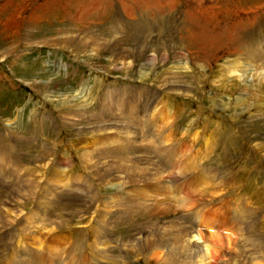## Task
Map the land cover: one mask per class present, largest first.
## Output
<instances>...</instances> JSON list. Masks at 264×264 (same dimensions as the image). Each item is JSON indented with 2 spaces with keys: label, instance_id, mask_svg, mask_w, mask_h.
I'll use <instances>...</instances> for the list:
<instances>
[{
  "label": "rangeland",
  "instance_id": "1",
  "mask_svg": "<svg viewBox=\"0 0 264 264\" xmlns=\"http://www.w3.org/2000/svg\"><path fill=\"white\" fill-rule=\"evenodd\" d=\"M239 1L241 0H0V130L10 132L0 131V137L7 138L13 145L12 152L15 153L11 156L20 149L24 154L25 164L29 161L30 165L31 159L41 154L44 147L50 149L58 144L56 157L60 155L59 159L69 158L76 174L80 166V147L83 144L80 145L77 135L78 126L66 124L65 116L82 112L79 114L82 119L89 116L92 121L99 122L101 118L108 120L114 110L123 121H132V125L137 130L140 128L147 138V124L149 121L153 124L156 122L150 119L149 113L142 110L139 126L134 118L126 116L120 110L119 103H115L113 108L107 104L131 99H138L139 102L144 98L157 99L155 94L140 98L143 97V91L144 94L145 91H156L161 99V103L157 100L159 110L166 107L162 106L165 104L163 99H168L167 110L174 112V128L171 130L176 133L174 132L173 144L175 141L181 144L180 139L183 138V141L189 137V142L184 143L189 146L198 133L199 149L189 151L203 159L206 168L217 170V177L214 178L212 169H209L208 173L212 175H208L204 184L203 181L192 185L184 183L192 178L196 179L202 173L192 162L184 160L185 153L187 155L188 152L182 147V154L175 160L181 162V171L177 174L180 181L177 190L182 191L188 185L191 188L188 194L196 197L202 193L208 197L211 194L209 192L216 191L218 194L206 200L212 206L225 205V217H233V211H237L235 206L240 207L239 210L244 206L249 211L254 208L252 215L255 218L261 212L264 221V146L258 147L264 143V86L254 79L256 73L262 74L260 78H263L264 71H253L256 70L253 66L261 67L256 63L259 55L262 57L259 62L264 61V29L258 32L262 33L260 39L263 40L259 48L255 43L257 39L252 38L257 36L256 33L250 35L248 43L231 50L226 49L229 45L224 46L223 42L218 41L217 36L220 34L215 37V43L222 48L216 49H210L215 38L211 45L202 42L201 50H196L194 46L188 48L182 39L186 33H191V18L190 14L187 15L185 2H193L194 10L198 12L205 6L218 10L213 13L212 9L205 8L207 19L196 16L192 20L199 27L196 32L205 29L215 35L223 33L226 36L233 32L232 24L239 19L232 13L227 15L226 10H233L235 2ZM244 2L239 6L244 11L256 4L264 6V0ZM125 3L134 5L141 13L125 11ZM161 3L164 5L160 6ZM261 11L257 13L262 14ZM260 24H264L263 17L260 18ZM256 29L257 27L254 30ZM242 35H245V31H242ZM194 44L193 42L192 45ZM184 50L189 53L191 61L185 54L182 55ZM133 51V57L126 58L123 54L125 52L128 55ZM154 51H158L157 57L154 56ZM149 55L154 58V62ZM233 63L243 67L242 72L252 70L241 77L242 72L230 68ZM180 78L192 84V80H195L196 97H179L174 92L171 94L167 91L166 84L179 81ZM123 87H130L127 91L130 92L129 95L118 96ZM185 88L189 89V85ZM103 104L106 105L102 107ZM222 104L225 109H219ZM93 113L95 117H90ZM142 113L146 114V118ZM159 115L153 118L160 120ZM78 119L74 117V120ZM246 121L252 122V126L248 127ZM170 123L171 121L168 126ZM154 125L163 129L160 123V126ZM244 130L249 132L250 139L245 138ZM224 134L227 140L222 138ZM14 137L18 144L14 143ZM113 137L115 136L105 135L107 139ZM86 141L88 147L93 145V139ZM125 142L132 144L129 139ZM4 147V143H0V148ZM5 165L10 172L16 171V167L13 169L14 166L10 163ZM185 167L189 171L198 172L194 176H186ZM50 168L48 176L53 173L52 167ZM25 172L19 175L20 179L24 178ZM66 172L63 176L69 179V171ZM193 185L195 191L192 190ZM106 192L105 196L112 194ZM169 193L176 196L171 190ZM185 196L183 194L178 200L183 201ZM212 198L217 199L213 201ZM178 206L177 204L176 215L188 213ZM198 209L201 207L193 210ZM257 210L259 211L256 212ZM159 213L155 210L153 215L160 218L164 216ZM243 226L246 232L244 239L249 238L251 244L254 240L259 242L257 237H250V233L255 230L263 234L264 222L256 220L249 225L244 223ZM69 234L72 238L75 237L74 241L77 243L80 233L75 236ZM35 247L38 248L37 244ZM127 264L143 263L129 261Z\"/></svg>",
  "mask_w": 264,
  "mask_h": 264
},
{
  "label": "bare ground",
  "instance_id": "2",
  "mask_svg": "<svg viewBox=\"0 0 264 264\" xmlns=\"http://www.w3.org/2000/svg\"><path fill=\"white\" fill-rule=\"evenodd\" d=\"M241 1L235 2L236 6L233 10H226L227 15L232 13L239 18L233 22V26L231 25L233 32L226 36L223 33L215 35L205 29L196 32L199 27L192 20L196 19V16L207 19L205 8L210 9V6L206 4L209 7L205 6L201 12H198L194 10L193 2H185L188 8L187 15L190 14L191 18L189 19L191 33H186L182 38L187 47L194 46L196 50L197 48L201 50L202 42L211 45L212 39L220 34L217 36L218 41L223 42L224 46L229 45L230 47L226 49L231 50L248 43L250 35L256 33L257 36L252 38L257 39L255 43L259 48L263 41L260 39L262 33L258 32L264 29V24H260V18L264 19V6L259 7L256 4L244 11L239 9V6L245 3V0ZM163 5L161 3L160 6ZM174 5L177 6L176 3ZM211 9L213 13L218 11L212 7ZM137 10L134 5L125 3V11H134L137 14L140 12ZM259 10H262V14L257 13ZM256 27L257 29L254 30ZM242 31H245V35H242ZM245 37L246 39H241ZM215 41L216 38L210 49L222 48ZM134 52L128 55L123 52V54L129 58L135 56ZM157 53L158 51H154L155 57L158 56ZM183 54L191 61L187 51L184 50ZM116 57L120 59L118 55ZM151 59L154 62L152 56ZM260 59L262 60V57L259 55L256 63L261 67L253 66L256 68L253 70L255 73L264 71V61L259 62ZM232 65L231 69L242 72L243 67L238 63ZM248 70H244L241 77H245ZM261 75L254 74V79L263 87L264 77L260 78ZM178 80L166 84L165 88L169 93L174 92L173 94L179 97H196L195 80H192L194 84L183 78ZM186 85H189V89L185 88ZM129 88L123 90L120 88L118 96L129 95L130 92H127ZM145 92L146 94L143 91V97L140 98L155 94L157 99L144 98L140 102L138 99H131L107 105L113 108L115 103H119L121 108L119 109L126 116L134 118L139 126L141 122L139 115L142 110L149 113L150 119L156 121L154 124L160 123L163 129H159L149 121L146 126L149 128L147 138L140 128L137 130L132 125V121L124 120V122L114 110L108 120L101 118L99 122L92 121L89 116L82 119L79 115L82 112L65 116L66 124L69 123L72 127L78 126L77 135L80 145L83 144L80 147V166L76 174L69 158L59 159L60 155L59 158L56 157L58 144L50 149L44 147L40 151L41 154L31 159L29 165V161L25 164L24 154L20 149L11 156L15 153L12 152L13 145L7 138L6 140L3 136L0 137V143L5 145L4 148H0V264H19L18 258H32L34 255L50 256L52 264H61L59 262L61 258H64L65 263L71 264H127L129 261L143 264H264V233L260 234L253 230L250 237L253 236L254 239L257 237L259 241L254 240L253 244L249 238L244 239L246 235L244 223L249 225L256 220L259 223L264 222L259 210L256 212L260 215L255 218L252 215L254 208L249 211L247 207L242 206V210H239L240 207L235 206L237 211H233L234 214H231L233 217L229 218L224 214L225 205L212 206L209 204L210 201L206 200L218 194L216 191L209 192L211 194L208 197L203 193L196 197L188 194L190 188L188 185L182 191L179 190L181 194L177 190L180 183L177 174L181 171V162L175 160L182 154V147L188 152L187 155L185 153L184 160L192 162L202 173L196 179L192 178L184 183L193 184L203 181L204 184L208 175H212L208 173L209 169H212L214 178L217 177V170L206 168L203 159L189 151L192 149L195 152L198 148L200 143L198 133L194 135V141L191 140L189 146L184 144L189 142V137H187L188 141L187 138L182 141V138L181 144L177 141L173 144L176 133L172 131L175 116L173 110H167L169 100L163 99L165 104L162 106L166 107L159 110L158 95ZM105 105L103 104L102 107ZM219 109H225V105H219ZM159 113H162L161 116ZM157 115L160 116V120L153 118ZM142 116L145 117L146 114L142 113ZM74 117L79 119L74 120ZM90 117H95V114ZM250 121H246L248 127L252 126ZM63 126L65 127L64 124ZM244 133L246 139L251 138L248 131ZM105 135L115 137L107 139ZM90 139H93V145L88 147L86 140ZM128 139L133 146L125 142ZM15 141L14 143L18 144L17 138ZM263 146L264 143L258 145L261 148ZM178 147L182 149H176ZM52 149H54L53 154ZM7 163L14 166L13 169L16 167V171L10 172L5 165ZM50 167L53 170L49 175L51 177L47 175ZM23 171H26V174L20 179L19 175ZM66 171H69V179L64 178ZM184 172L186 176H194L198 171H189L185 167ZM192 188L194 190V185ZM173 189L178 191L177 195L174 193L175 197L169 193ZM105 191L112 194L105 196ZM183 194L186 195L184 200H178ZM212 199L215 201L217 198ZM176 203L179 209L184 208L188 213L182 216L181 213L176 215ZM198 207L201 209L193 210ZM155 210L164 216L160 218L158 215H153ZM211 212L223 214L224 217L220 216L218 219L215 217L212 220L211 215L208 218ZM69 233L74 236L80 233L77 243L74 241L75 237L72 238ZM36 244L38 248L35 247ZM35 264H40V261Z\"/></svg>",
  "mask_w": 264,
  "mask_h": 264
}]
</instances>
